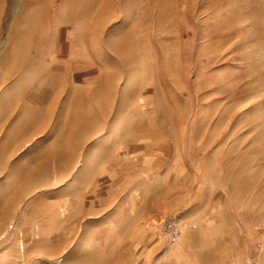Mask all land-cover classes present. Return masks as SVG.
<instances>
[{
    "label": "rangeland",
    "instance_id": "obj_1",
    "mask_svg": "<svg viewBox=\"0 0 264 264\" xmlns=\"http://www.w3.org/2000/svg\"><path fill=\"white\" fill-rule=\"evenodd\" d=\"M166 168L264 264V0H0V264H196L132 216Z\"/></svg>",
    "mask_w": 264,
    "mask_h": 264
},
{
    "label": "crops",
    "instance_id": "obj_2",
    "mask_svg": "<svg viewBox=\"0 0 264 264\" xmlns=\"http://www.w3.org/2000/svg\"><path fill=\"white\" fill-rule=\"evenodd\" d=\"M165 176L159 181V189L155 193L146 196L140 204L134 208V219L146 218L159 211L180 210L185 206L182 220L196 223L195 227L184 226L182 234L174 247L186 251L184 257L191 260L192 252L197 250L196 264H207L205 255L208 250L210 235L222 232V201L221 195L208 194L201 188L200 182L182 180L183 172L166 168L161 171ZM154 180V179H153ZM145 210L147 213L141 212ZM140 211V212H139ZM136 216V217H135ZM218 228V229H217ZM217 229V230H216ZM211 248V247H210Z\"/></svg>",
    "mask_w": 264,
    "mask_h": 264
},
{
    "label": "built area",
    "instance_id": "obj_3",
    "mask_svg": "<svg viewBox=\"0 0 264 264\" xmlns=\"http://www.w3.org/2000/svg\"><path fill=\"white\" fill-rule=\"evenodd\" d=\"M181 221L178 215H169L163 219V234L171 241L175 242L181 234ZM192 224H186V226Z\"/></svg>",
    "mask_w": 264,
    "mask_h": 264
}]
</instances>
